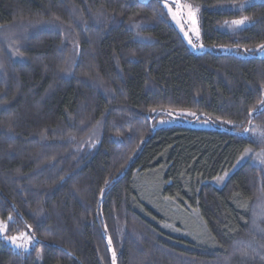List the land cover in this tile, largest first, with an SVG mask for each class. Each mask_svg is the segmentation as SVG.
<instances>
[{"label": "trees", "instance_id": "16d2710c", "mask_svg": "<svg viewBox=\"0 0 264 264\" xmlns=\"http://www.w3.org/2000/svg\"><path fill=\"white\" fill-rule=\"evenodd\" d=\"M186 1L202 52L163 0H0V221L35 240L0 264H264V0ZM157 198L215 247L161 230Z\"/></svg>", "mask_w": 264, "mask_h": 264}, {"label": "rangeland", "instance_id": "374dc122", "mask_svg": "<svg viewBox=\"0 0 264 264\" xmlns=\"http://www.w3.org/2000/svg\"><path fill=\"white\" fill-rule=\"evenodd\" d=\"M179 3L181 5L188 4L192 6L193 11L195 12V20L196 25L195 28L199 30V36L195 34L193 29V25L190 20H188L187 17V9L182 8L181 9V15L180 20L181 23L184 25V31L188 32V37L184 36V32L181 31V27L179 24L176 23L175 20L172 19L171 15L169 14L170 23L180 32V34L185 39L188 47L191 50L202 52L205 49V46L203 45L202 39H201V32H200V21H199V13L198 9L192 5L191 3L187 2L186 0H179ZM165 4H168L169 7H172L173 11H176L174 0H163V5L165 7ZM167 10V8L165 7ZM168 12V10H167ZM245 25V22L239 26ZM189 39L192 41V43H189ZM212 49L216 53L220 54H226L229 52V49L224 46H213ZM255 55L258 57H264V48H259L256 50ZM173 123H181L180 120L175 119H166L163 122H160L157 126H165V125H171ZM251 152L249 150H246L243 155L239 158L233 169L230 171L224 172L221 176L216 178L211 182L213 186L216 188H221L227 178L230 176V174L238 167L240 166L248 157V155ZM139 189L141 192H144L145 194L148 193V195H151V197L156 193V185L155 183L144 180L143 183L139 186ZM163 199V198H162ZM159 202V199L155 201V204L158 207V211H156V214L164 219L162 223L158 224V227L165 231L166 233L175 236L180 239L187 240L192 243H196L199 245H205L208 247H215L208 236V233L206 232L205 226L198 214L197 211H193L189 209L188 207L179 206L176 203L173 204L168 200H162ZM1 222V221H0ZM21 233H26L28 236H30L32 239L29 242V246L27 250L25 249H18L13 245L9 240L5 239V236H9L4 232H0V240L5 243L6 245L10 246L11 248L15 250H19L22 252H28L35 244V240L33 236L30 234L29 231L23 230ZM11 235V236H20V234ZM10 237V236H9ZM18 243H24V240H18Z\"/></svg>", "mask_w": 264, "mask_h": 264}, {"label": "snow or ice", "instance_id": "6c2138e0", "mask_svg": "<svg viewBox=\"0 0 264 264\" xmlns=\"http://www.w3.org/2000/svg\"><path fill=\"white\" fill-rule=\"evenodd\" d=\"M174 3H175L176 11H173L172 7H169L168 4H165V7L167 8L168 13L171 15L172 19L175 20L176 23L180 25L181 31L184 32V36L188 37V32L184 31V25H183V23H181V20L179 18L181 15V9L182 8H186L188 10L187 11V17H188V20H190L192 25H193L192 31H194L195 34L197 36H199V30L197 28H195V25H196L195 12L193 11L192 6L188 5V4L181 5L179 3V0H174ZM246 19H247V17H245L244 19H241V20H233L231 23L233 25H241L244 23V21ZM189 43H192V41L190 39H189ZM261 48H264V45H261ZM262 135H264V134H262ZM9 219H11V217H9ZM6 228H7L6 224H4V222H0V232L6 231ZM5 239L9 240L13 245H15L16 248L27 250V248L29 246V242L31 241L32 238L30 236H28L26 233H21L20 236H10V237L5 236ZM18 240H24L25 242L24 243H18L17 242ZM109 243H110V241H109ZM113 264H115V253H113Z\"/></svg>", "mask_w": 264, "mask_h": 264}]
</instances>
